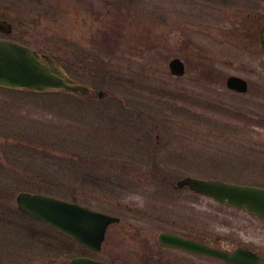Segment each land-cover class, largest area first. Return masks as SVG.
<instances>
[{
  "label": "rangeland",
  "instance_id": "obj_1",
  "mask_svg": "<svg viewBox=\"0 0 264 264\" xmlns=\"http://www.w3.org/2000/svg\"><path fill=\"white\" fill-rule=\"evenodd\" d=\"M248 13L264 14V0H0L17 41L58 58L93 90L0 87V264H63L78 255L131 264L145 229L243 221L169 181L210 175L224 156L216 147L264 146V50ZM173 56L184 61L183 76L170 72ZM230 74L246 78L250 91L228 90ZM138 162L168 165L170 179L130 178ZM21 190L120 221L99 251L85 249L20 213Z\"/></svg>",
  "mask_w": 264,
  "mask_h": 264
},
{
  "label": "water",
  "instance_id": "obj_2",
  "mask_svg": "<svg viewBox=\"0 0 264 264\" xmlns=\"http://www.w3.org/2000/svg\"><path fill=\"white\" fill-rule=\"evenodd\" d=\"M0 30L10 32L11 24L0 19ZM264 48V39L261 40ZM171 73L181 76L185 72L184 62L179 57L169 61ZM228 88L245 92L247 81L238 75H228ZM0 86L12 89H31L36 92H73L87 95L90 88L76 83L65 68L54 58L39 54L35 49L5 38H0ZM102 96L103 91H98ZM188 185L192 190L209 194L218 201L247 210L264 213V188L230 183L214 179L185 176L176 187ZM17 208L61 231L67 237L91 249L99 250L105 237L106 228L119 218L104 211L96 210L74 201L45 193L20 191L15 197ZM161 241L193 246L191 241L169 235H159ZM65 264H113L87 256H76Z\"/></svg>",
  "mask_w": 264,
  "mask_h": 264
},
{
  "label": "flooded vegetation",
  "instance_id": "obj_3",
  "mask_svg": "<svg viewBox=\"0 0 264 264\" xmlns=\"http://www.w3.org/2000/svg\"><path fill=\"white\" fill-rule=\"evenodd\" d=\"M249 18L252 23L249 27L264 28V14L248 13L247 21ZM2 19H7V17L4 16ZM7 20L11 23V30L10 32L0 30V38L17 41L13 36L12 22ZM238 23L244 22L240 20ZM260 36L264 37V29L262 33L259 31ZM249 91L250 83L248 82L245 93ZM158 137L159 134H156L157 139ZM216 151L222 152L224 156H217L216 163L213 165L214 169L210 171V175L196 177L264 188V146L216 147ZM249 155L257 156L250 157ZM150 157L151 155L149 159ZM137 164L139 165L137 169L133 170L130 167L128 170H131L127 173L134 180H137L139 175L137 172L145 173L148 181L152 182H163L170 179L171 174L167 168L168 165L153 163L141 166V162ZM92 173L91 169H87L85 175ZM120 175L123 176L121 173ZM172 177L174 178L175 175ZM181 177L170 180V185L175 187L177 180ZM254 177L256 179H253ZM184 187L196 194L213 199L215 203L239 211L244 217L243 221L237 222L230 228L193 225L165 227L160 230L145 229L146 231L137 233L140 235L137 237L140 251L134 254V263L131 264H264V213L229 204L226 200L217 201L210 195L194 191L188 186L181 188ZM161 232L191 241L194 245L185 246L169 243L167 241L169 237L162 242L159 237ZM110 262L115 263L116 261L111 260Z\"/></svg>",
  "mask_w": 264,
  "mask_h": 264
},
{
  "label": "trees",
  "instance_id": "obj_4",
  "mask_svg": "<svg viewBox=\"0 0 264 264\" xmlns=\"http://www.w3.org/2000/svg\"><path fill=\"white\" fill-rule=\"evenodd\" d=\"M114 32H115V30H114ZM56 58V57H55ZM57 60H59L58 58H56ZM60 61V60H59ZM61 62V61H60ZM63 64V63H62ZM64 65V64H63ZM65 66V65H64Z\"/></svg>",
  "mask_w": 264,
  "mask_h": 264
}]
</instances>
